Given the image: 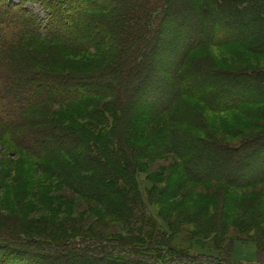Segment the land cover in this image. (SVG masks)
<instances>
[{
  "label": "trees",
  "instance_id": "16d2710c",
  "mask_svg": "<svg viewBox=\"0 0 264 264\" xmlns=\"http://www.w3.org/2000/svg\"><path fill=\"white\" fill-rule=\"evenodd\" d=\"M96 1H57L59 8L42 36L23 8L0 0V131L17 149L37 156L85 147L78 166L93 173L69 181L78 194L104 204L105 216L115 222L101 217L56 223L38 218L26 224L24 234L0 228V264H243L232 259L233 252L229 262L196 255L191 249L193 232L174 223L169 225L171 234L162 229L148 206L152 194L140 178L137 158L143 148L132 146L128 134L136 133L139 122L161 124L156 118L140 120L139 112L151 110L160 116L184 98L220 114L248 102L249 81L264 94V69L230 75L232 83L225 89V74L220 75L223 81H212L215 74L189 58L200 46L233 42L264 55V0H109L111 7H105L100 19L92 15ZM95 24L99 31L92 28ZM85 26L87 31L73 35ZM93 50L102 66L98 73L63 75L45 69L62 55ZM93 97L110 99L83 127L45 123L43 113L51 105ZM220 100L225 102L215 106ZM186 120L192 134L169 130L171 139L156 146L157 155L166 150L180 156L187 178L199 182L216 177L211 174L221 168L217 159L238 157L236 167L242 173L232 172L231 179L246 182L263 176L264 183V133L233 144L214 138L205 142L197 136L203 131L198 121ZM64 140L73 142L71 151ZM202 162L213 172H198L194 165ZM115 225L120 231H113ZM258 248L261 262L264 245Z\"/></svg>",
  "mask_w": 264,
  "mask_h": 264
},
{
  "label": "rangeland",
  "instance_id": "374dc122",
  "mask_svg": "<svg viewBox=\"0 0 264 264\" xmlns=\"http://www.w3.org/2000/svg\"><path fill=\"white\" fill-rule=\"evenodd\" d=\"M8 1L16 5L17 9L23 8L27 17L34 18L37 22L36 29H39L44 36L48 33L47 26L53 19L54 10L59 8L55 4L60 0ZM97 1H99L98 8L92 12V15L100 19L105 15L102 13L106 10L105 7L109 8L111 5L109 0ZM184 1L195 2V0ZM88 6L92 7L93 4L88 3ZM208 25L210 26L211 22L208 21ZM87 26L75 30L73 35L78 36L87 31L89 28ZM92 28L95 31L101 29L96 24L92 25ZM236 31L240 33L241 29L237 27ZM263 34L262 32L261 35ZM218 41L219 38L216 42ZM77 45L82 47L83 43ZM249 50L246 44L239 42L223 46L207 45L200 46L190 54L189 58L191 64L196 63L203 70L215 74L212 81H223L221 73L225 74L229 81L230 75L240 74L247 69H264V55L251 53ZM96 54L95 50L68 53L46 65L45 69L63 75L98 73V69L102 66ZM224 81L221 83L226 89L232 82ZM246 84L248 102L240 101L242 103L239 107L233 105L232 109L217 114L207 110L202 104L196 107L193 105L195 102L184 98L181 104L160 116L151 110L142 114L139 112L140 120L156 118L157 123L161 124L147 125L144 121L139 122L136 133L128 134L132 146L137 149L143 148L137 158L141 168L140 178L145 191L152 194L148 206L153 215L159 217L162 229L171 234L169 225L174 223L184 230L193 232L195 238L191 245L192 253L221 259L223 262H229L231 258L229 253H234L236 246H253L257 257L258 246L264 245V183L261 180L263 176L256 181L255 179L246 182L242 179L232 180V172L242 173L236 167L237 157L229 161L217 159V162L221 163L218 172L207 170L204 162L195 163L194 168L198 172L203 174L213 172L211 176L216 177L201 182L190 181L186 176L185 160L176 154L165 153L166 150H164L165 155L164 153L157 155L156 146L162 145V142H169L171 139L169 130L172 129L180 133L183 131L184 135L187 132L191 135L193 127L191 122H186L187 117L189 120L198 121L197 126L202 128L203 133L200 131L197 136L205 142L214 138L222 144H233L244 138L263 135L264 102L261 99L264 98V94L256 92L250 81ZM109 99L93 97L68 104H53L43 113L45 123L57 128L58 126L83 127L91 122L92 114L109 102ZM224 102V100L216 101L215 106ZM162 131L165 137H160ZM205 134H210L212 137L204 136ZM4 137L0 131V225L2 226L0 228L2 230L8 229L24 234L26 232H23V229L26 228V224L38 218H48L56 223L60 220L101 217L115 222L113 218L105 216L102 206L104 204L78 194L73 182L71 184L69 181L90 177L93 173L78 166L80 156L86 153L85 147L75 150V153L52 150L37 156L17 149ZM71 140H64L67 150L70 151L73 146ZM261 162L263 168L264 160H260ZM101 170V168L97 169L96 173ZM80 228L82 227H78L77 231H80ZM113 229L118 232L121 228L120 225H115ZM259 256L261 262H257V259L254 262L249 260L241 262L264 264V254L260 253ZM236 258L232 256L234 261L239 262Z\"/></svg>",
  "mask_w": 264,
  "mask_h": 264
},
{
  "label": "crops",
  "instance_id": "0c3cea01",
  "mask_svg": "<svg viewBox=\"0 0 264 264\" xmlns=\"http://www.w3.org/2000/svg\"><path fill=\"white\" fill-rule=\"evenodd\" d=\"M255 251L256 249L253 246H242L241 245V246H236L235 252L233 253V255L237 257L236 260L239 262L246 261V260L254 262L257 259Z\"/></svg>",
  "mask_w": 264,
  "mask_h": 264
}]
</instances>
